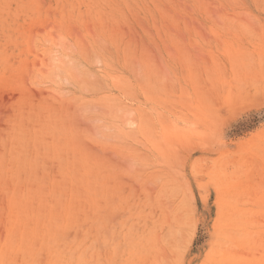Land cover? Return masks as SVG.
<instances>
[{
	"label": "rangeland",
	"instance_id": "rangeland-1",
	"mask_svg": "<svg viewBox=\"0 0 264 264\" xmlns=\"http://www.w3.org/2000/svg\"><path fill=\"white\" fill-rule=\"evenodd\" d=\"M0 264H264V0H0Z\"/></svg>",
	"mask_w": 264,
	"mask_h": 264
},
{
	"label": "bare ground",
	"instance_id": "bare-ground-1",
	"mask_svg": "<svg viewBox=\"0 0 264 264\" xmlns=\"http://www.w3.org/2000/svg\"><path fill=\"white\" fill-rule=\"evenodd\" d=\"M238 171V170H237ZM236 171V172H237ZM241 172H243V171H241ZM245 174V173H244ZM247 174V173H246ZM177 190V189H176ZM174 192V191H173ZM169 201V200H168ZM229 209V208H228ZM228 209H225L223 212H222V214L223 215H221V217H222V221H223V225H226V228H228V229H230L231 230V228H233V229H235L236 227H235V225H234V221H233V217H232V213L230 212V211H228ZM238 216V215H237ZM118 219V218H117ZM116 220V219H115ZM147 221V220H146ZM116 223V222H115ZM146 224H147V222H146ZM145 233V232H144ZM146 235V234H145ZM144 240H146V239H144ZM147 242H148V239H147ZM146 243V242H145ZM165 258V257H164Z\"/></svg>",
	"mask_w": 264,
	"mask_h": 264
}]
</instances>
